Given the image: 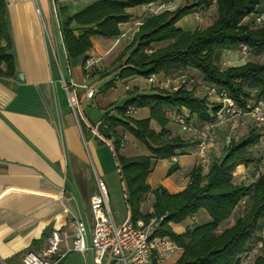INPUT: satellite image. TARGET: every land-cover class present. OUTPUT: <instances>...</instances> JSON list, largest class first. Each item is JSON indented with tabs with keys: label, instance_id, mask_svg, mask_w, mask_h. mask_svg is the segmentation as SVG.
<instances>
[{
	"label": "crops",
	"instance_id": "obj_1",
	"mask_svg": "<svg viewBox=\"0 0 264 264\" xmlns=\"http://www.w3.org/2000/svg\"><path fill=\"white\" fill-rule=\"evenodd\" d=\"M63 1L57 0L58 6H65L68 10ZM158 2L126 9L129 20L120 25V35L94 36L85 59L68 60L54 3L50 0H6L15 75L0 77V264H22L23 254L42 250L53 232L59 235L57 253L64 254L58 264H94L90 250L83 254L66 252L72 246L75 219L85 222L87 245L91 241L89 201L97 187L96 179L90 176L88 163L96 172V178L114 172L108 161V153L112 154L109 142L100 144L96 140L99 137L93 135L91 129L97 127L103 113L110 107L121 105L132 95L164 89L162 85H167L168 78L156 75L157 81L163 78L159 80L161 88H157L152 85L156 81L150 83L140 75L119 78L117 68L106 70L105 67L107 60L116 58L117 49L131 39L149 16L148 9H156ZM37 7L40 14L36 12ZM138 12H147V15L135 19ZM89 59L93 62L86 68ZM73 97L77 100V110L71 103ZM168 111L177 116H173L176 121L181 114H185V117L181 116L185 119L189 117L185 108L179 111L165 108L167 117ZM148 116L145 107L136 108L132 114L135 119ZM80 120L90 129L89 136L82 132ZM190 120L187 121L194 126L203 124L194 117ZM150 127L159 131L153 120ZM179 127L177 135L191 145L177 151L175 161L172 157L153 156L129 131L121 127L117 129L122 141H126L119 150L121 155L127 158L152 156L147 177L150 191L140 203L143 215L152 212L155 189L163 187L169 193L182 191L188 184L190 172L198 167L197 137ZM166 129L173 135L169 117ZM220 129L216 141L209 147L212 162L223 157L230 143L229 138H222ZM249 165L238 164L232 172L233 181L236 178L245 180ZM172 166L175 169L170 172ZM252 181L253 178L250 183ZM109 189L111 218L114 223L121 224L129 217L126 205L119 201L112 183ZM238 216L240 208H236L220 228L231 226ZM209 220L208 213L200 209L180 223H170V227L175 233L184 234L191 227ZM49 224L52 225L51 232L45 234ZM263 229L256 230L254 235L260 236ZM181 253V248L176 246L165 264H174ZM100 264L118 263L104 259Z\"/></svg>",
	"mask_w": 264,
	"mask_h": 264
},
{
	"label": "trees",
	"instance_id": "obj_2",
	"mask_svg": "<svg viewBox=\"0 0 264 264\" xmlns=\"http://www.w3.org/2000/svg\"><path fill=\"white\" fill-rule=\"evenodd\" d=\"M213 1L216 17L209 26L188 31L177 25L194 6H209ZM155 2L161 4L171 0H96L72 14H68L65 6L57 4L56 16L68 60L85 59L94 36L120 35V25L129 20L126 9ZM262 14L264 0H199L195 5L150 14L115 58L118 77L140 75L147 78L151 74L166 77L192 69L201 75L206 89L214 86L224 90L238 105H243L257 93L264 92V61H248L222 69L216 59L223 50L240 45L246 46L251 55L264 57ZM248 17L252 18L254 26L246 21ZM163 42L167 44L160 46ZM149 49L151 52H146ZM14 75L6 0H0V77ZM144 107L149 111L147 118L135 119L132 114H126L129 108ZM218 107V104H210L206 97L196 96L185 85L173 91L157 89L152 93L132 95L103 113L100 121L103 135L96 140L100 144L109 142L111 146L130 220L148 221L163 216L153 235L166 237L181 248L182 253L174 264H264V237L254 235L256 230L264 228V173L247 185L235 183L232 175L238 164L247 166L257 160L254 145L261 136L257 126L240 139L231 141L223 157L212 162L205 175L195 167L182 191L169 193L163 187L155 189L152 212L146 215L140 212V203L150 191L147 177L152 156L127 158L119 153L123 141L117 129L121 127L143 143L153 156L174 157L177 151L191 143L179 135L169 134L165 108L177 111L185 108L189 113L186 120L194 117L204 123ZM152 120L158 124L159 131L150 127ZM80 127L85 136L90 135V129L81 120ZM174 169L172 166L170 172ZM236 208H240V216L231 226L220 228ZM200 209L208 213V222L195 225L184 234L172 230L170 223H180ZM247 252H251V257L247 258Z\"/></svg>",
	"mask_w": 264,
	"mask_h": 264
},
{
	"label": "built area",
	"instance_id": "obj_3",
	"mask_svg": "<svg viewBox=\"0 0 264 264\" xmlns=\"http://www.w3.org/2000/svg\"><path fill=\"white\" fill-rule=\"evenodd\" d=\"M52 3L55 0H51ZM176 2L158 4L157 8L152 10V14L161 10H167L175 7ZM37 14L40 9L36 8ZM264 17L262 14L261 18ZM259 20V19H258ZM243 54H248V48L244 45L239 46ZM151 52V50H146ZM250 54V53H249ZM93 61H86V68ZM147 81L152 83L157 81L155 74L147 77ZM191 82V81H190ZM208 94L216 95L218 109L210 114V120L204 122L201 126L190 124L184 117H178V123L181 129L197 137L195 144V153L198 157V167L202 175H205L212 163L209 147L217 139L218 130L226 123L234 121L236 118L251 117L261 133L259 142L254 145L255 148H261L264 151V92L257 93L255 97L246 100L243 105L237 102L224 90H218L214 86L207 87ZM74 105L76 101L71 98ZM136 109L129 108L126 114L131 115ZM91 133L101 137L97 127L91 129ZM126 141L123 142V145ZM175 161L176 158L172 157ZM254 178L260 175V172L253 168ZM97 190L90 196V213L92 218V232L90 244L86 243V224L81 219L74 220L75 233L71 248L68 251H76L81 254L90 250L92 252V261L94 264H100L102 260L109 259L118 264H165L167 256L176 249V245L166 237H155L153 234L158 229L163 216L153 217L148 221L138 219L132 222L128 217L123 223L113 222L108 207V194L103 181L96 178ZM243 203V200L241 201ZM59 235L53 232L48 239V245L39 252L28 251L23 254L22 264H58L64 254L57 253ZM247 258L251 257V252L246 253Z\"/></svg>",
	"mask_w": 264,
	"mask_h": 264
},
{
	"label": "rangeland",
	"instance_id": "obj_4",
	"mask_svg": "<svg viewBox=\"0 0 264 264\" xmlns=\"http://www.w3.org/2000/svg\"><path fill=\"white\" fill-rule=\"evenodd\" d=\"M174 1L176 2L175 7H171L169 10H173V9L180 7V6H183V5H195L196 2L199 0H171V2H174ZM50 2H51V0H50ZM91 2H92V0H64L63 1V3L68 5L69 14H72L74 12L81 10L82 8H84L88 4H90ZM54 5H55V10H56L57 3H55ZM155 7H156V5L153 6V8H155ZM152 10H151V8L148 9V12H149L148 15L152 14ZM160 12H161V10H159L153 14L160 13ZM145 14L147 15V12H145V13L144 12L143 13L138 12L137 14H135V19H140ZM215 17H216V5L213 1V2H211V4H209V6H204V5L194 6V8L192 9V12L189 15H186L183 18H181L177 22V25L184 30L194 31L196 29H203V28L209 26L213 22ZM246 21L251 26H254L251 17H248V19H246ZM129 42H130V40L123 42L121 47H119L116 51L117 56L120 52H122L124 50V48L128 45ZM166 44H167V42H163L159 45L164 46ZM248 61L263 62L264 57H258L256 55H251L249 53L243 54V52H242V50H240V48H232V49H228V50H223L218 55V57L216 59L218 66L222 69L226 68L228 66L241 65V64L248 62ZM117 65L118 64H117V62H115V59L110 60V61L107 60V64H106L105 68H106V70H110L112 68H116ZM181 74L182 73L174 72L171 75H169L168 78L166 79L167 85L166 86L162 85V86H164L162 88L172 91L176 87H179L181 85H185L188 89L193 90V92L195 93L196 96L206 97L210 104H218V101L216 99V95H214L213 93L211 95L208 94V90L205 87L206 85L203 84L201 75L198 72L185 71V72H183L182 75ZM162 79L163 78H160V79L158 78V81H156V83L152 84V85H154V87L161 88L159 86L160 85L159 80H162ZM73 98L76 101V103L73 105V107H75L77 110V100L75 97H73ZM173 116L177 117L173 113H169V111H168V117L171 121V127H173V131H171V134L177 135L178 130H180V127H179L178 121H176L177 118H174ZM181 116L185 117V114H181ZM188 121L191 122L190 118H188ZM253 127H255V123L251 117L236 118L234 121L224 124L221 127L220 132L222 133L221 134L222 138L227 137L230 139V142H231V141H235L237 139H240L244 134H246ZM256 150H257L256 153L255 152L254 153H255V157L257 158V160L254 161L251 165H249L250 169L246 174L248 177L245 180H241L239 178H236L234 180L235 183L240 182V184L245 185V184L250 183L251 178H253V180H254L255 178L253 177L254 176L253 168L257 169L260 173H264V151L261 148H256ZM108 159H109L108 161H110V163H111V166H113L114 172H113V174L111 173L110 175H107L106 177L100 176V179L103 181V183L106 187L107 194L108 193L110 194V189H109L110 183L113 184L115 192L119 195L118 196L119 201L121 203H124V205H125L124 196H123L124 195L123 184L120 181V176H119V173L117 171L115 160H114L111 152L108 153ZM79 167H80V165H79ZM88 170H89L90 176L93 179H96V172L94 171V169L90 163H88ZM88 209H89V207H88ZM260 236L264 237V229H263V232H261ZM258 253H259V251L254 252V255L256 256V254H258Z\"/></svg>",
	"mask_w": 264,
	"mask_h": 264
},
{
	"label": "water",
	"instance_id": "obj_5",
	"mask_svg": "<svg viewBox=\"0 0 264 264\" xmlns=\"http://www.w3.org/2000/svg\"><path fill=\"white\" fill-rule=\"evenodd\" d=\"M19 79L22 80V75H19ZM97 130H98L99 134L102 136L103 135V130H102V124L101 123H99L97 125ZM51 226H52L51 224L47 225V227L44 230V233L45 234H50V232H51Z\"/></svg>",
	"mask_w": 264,
	"mask_h": 264
}]
</instances>
